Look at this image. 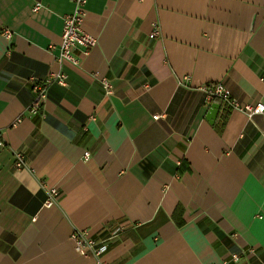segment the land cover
Returning a JSON list of instances; mask_svg holds the SVG:
<instances>
[{
	"label": "crops",
	"instance_id": "1",
	"mask_svg": "<svg viewBox=\"0 0 264 264\" xmlns=\"http://www.w3.org/2000/svg\"><path fill=\"white\" fill-rule=\"evenodd\" d=\"M72 10L0 0V264H98L83 231L104 264H264V120L218 104L209 123L200 89L264 105V0H85L78 67L57 62Z\"/></svg>",
	"mask_w": 264,
	"mask_h": 264
},
{
	"label": "built area",
	"instance_id": "2",
	"mask_svg": "<svg viewBox=\"0 0 264 264\" xmlns=\"http://www.w3.org/2000/svg\"><path fill=\"white\" fill-rule=\"evenodd\" d=\"M73 4V10L70 14L63 18L61 42L59 44V52L57 55V62L59 64H68L72 67L79 66V60L75 56L76 51L81 49L83 55L86 56L88 52L97 45V39L91 37L83 31V23L86 16L84 6L85 0H71ZM158 33L153 32L149 38L152 39L157 37ZM6 38H9L7 32L4 33ZM262 83L263 80H260ZM51 83H56L59 86H65V76L63 74H52L47 80L45 85H36L33 87L35 92V100L32 104L30 112H36L40 107L43 100L46 98V89ZM101 88L104 92L105 97H108L110 92V84L105 79L100 80ZM205 96V101L208 104L216 103L223 104L232 110L239 111L250 119L254 115H260L264 120V105L262 103H257L254 106L245 105L240 106L237 101L231 98L229 90H227L222 84H207L200 88ZM153 119H158L155 116ZM21 120L17 119L12 126L20 124ZM4 140L2 139L0 132V148L5 146ZM88 154H84V159H88ZM14 168L20 170L25 168V158L22 152L13 153ZM58 196V192L54 189H49L46 192V198L42 204L44 208H50L55 203ZM71 240L74 244V249L77 254L81 256L90 255L97 260L98 264H104L101 257L107 251V245L102 242H97L88 237L87 231L74 232L71 235ZM239 255H231L229 260L223 264H232L239 260Z\"/></svg>",
	"mask_w": 264,
	"mask_h": 264
},
{
	"label": "water",
	"instance_id": "3",
	"mask_svg": "<svg viewBox=\"0 0 264 264\" xmlns=\"http://www.w3.org/2000/svg\"><path fill=\"white\" fill-rule=\"evenodd\" d=\"M219 109V105L214 103L211 105L208 113H207V116H206V121L209 122V123H212L214 118H215V114L217 112V110Z\"/></svg>",
	"mask_w": 264,
	"mask_h": 264
}]
</instances>
